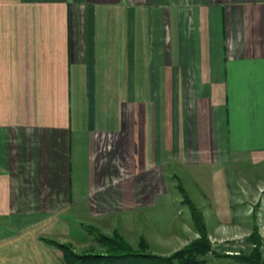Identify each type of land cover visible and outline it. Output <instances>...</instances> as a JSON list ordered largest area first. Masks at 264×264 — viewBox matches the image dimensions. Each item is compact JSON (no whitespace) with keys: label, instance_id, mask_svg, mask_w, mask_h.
Segmentation results:
<instances>
[{"label":"crops","instance_id":"1","mask_svg":"<svg viewBox=\"0 0 264 264\" xmlns=\"http://www.w3.org/2000/svg\"><path fill=\"white\" fill-rule=\"evenodd\" d=\"M231 159L264 169V0H0V264H65L63 211L138 204L158 162L212 166L216 228L257 218Z\"/></svg>","mask_w":264,"mask_h":264},{"label":"rangeland","instance_id":"2","mask_svg":"<svg viewBox=\"0 0 264 264\" xmlns=\"http://www.w3.org/2000/svg\"><path fill=\"white\" fill-rule=\"evenodd\" d=\"M192 96L187 95L189 98ZM159 164L150 168V179L137 182L138 204L122 205L119 209L100 215L91 212L87 204L74 205L68 212L63 211L70 226L69 233H61L57 237L42 236L49 243H65L74 264L83 261L82 256L89 253L127 252L128 249L124 248L123 251L107 242L105 236L115 237L116 234H119L117 236L121 241L132 246L135 252H145L152 257H168L178 248L205 237L210 250L198 256L204 264H255L251 263V257L255 255L252 253L255 244L253 240H257L258 250L263 257L259 258V262H264V194L260 215L257 217L260 224L256 223L257 218L253 215H244L243 203H240L232 206L240 224L236 227L221 225V228H216L215 225L229 215H222L214 205L213 185L220 177L214 176L212 166H188L174 162L166 167L164 176ZM226 164H232L229 182L235 194H238V187L245 186L247 180L263 181L262 163L240 162L238 170L241 176L246 177L237 175L236 159ZM252 172L258 176H252ZM247 173L251 175L249 179ZM153 195V203H142L146 198L152 199ZM4 222L0 218V235L11 230L10 222ZM142 240L146 241V247H140ZM144 259L150 263V257Z\"/></svg>","mask_w":264,"mask_h":264},{"label":"trees","instance_id":"3","mask_svg":"<svg viewBox=\"0 0 264 264\" xmlns=\"http://www.w3.org/2000/svg\"><path fill=\"white\" fill-rule=\"evenodd\" d=\"M194 210V208H193ZM119 234H116L114 237L105 236V238L108 240L107 242L109 244H114L113 246L122 248L123 251L125 249H128L127 252L120 254H113V253H89L86 254L83 257V261H78L79 264H204L203 259L198 257L200 255H205L209 252L210 247L209 243L204 239L199 241H192L183 247L178 248L176 251H174L172 254H170L168 257H160L157 255V257H152L148 253L145 252H135L132 248V246L126 244L123 240L118 237ZM205 236V235H204ZM253 240V239H252ZM254 247L252 250V253L255 254L254 257H251V263L255 264H264V262H259V258H263L260 254V251L257 247V240H253ZM60 246V249H62L63 257L65 264H74L72 262V259L70 258V254L68 252V246L65 243H57ZM147 243L145 240H142L140 242V247H146ZM125 248V249H124ZM150 257V263L146 261L147 258ZM248 257H247V259ZM75 261V259H74ZM256 261V262H255ZM77 262V261H76ZM77 262V264H78Z\"/></svg>","mask_w":264,"mask_h":264}]
</instances>
